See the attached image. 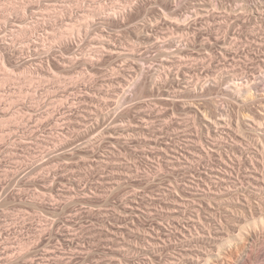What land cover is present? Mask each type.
I'll return each instance as SVG.
<instances>
[{
    "label": "rangeland",
    "instance_id": "1",
    "mask_svg": "<svg viewBox=\"0 0 264 264\" xmlns=\"http://www.w3.org/2000/svg\"><path fill=\"white\" fill-rule=\"evenodd\" d=\"M221 4L234 8L236 0H0V264H166L173 247L189 243L172 237L173 247L167 240L159 252L147 233L191 220L189 209L176 213L175 200L190 194L189 176L217 161L200 159L203 143L238 156L232 172L244 194L237 197L264 205V188L247 176L258 170L264 187V159L253 170L250 154L252 120L264 121V88L252 104L227 82L229 72L242 85L264 72V43L248 34L252 21L224 27ZM222 42L233 46L229 55ZM217 100L228 106L224 116L210 114ZM206 109L220 122L212 120L218 138ZM214 207L225 240L187 247L215 256L240 241L239 222L222 216L224 204ZM245 210L239 213L251 221L255 212ZM187 234L202 230L191 226Z\"/></svg>",
    "mask_w": 264,
    "mask_h": 264
},
{
    "label": "bare ground",
    "instance_id": "2",
    "mask_svg": "<svg viewBox=\"0 0 264 264\" xmlns=\"http://www.w3.org/2000/svg\"><path fill=\"white\" fill-rule=\"evenodd\" d=\"M211 1V0H210ZM226 1V0H225ZM235 2V1H234ZM234 4V3H233ZM260 4V6H259ZM209 6V5H208ZM207 7V6H206ZM229 7V5H228ZM228 7L224 4H221V6L219 7L220 9V17L219 19H221L220 23L222 25H225L227 23L230 24V19L233 21V19L237 22H240L241 20H247V21H252L251 23L256 25L253 28H250L251 30L253 29V31L249 32L248 31V34L251 33L253 35V40H256V44L259 45L262 43H264V40H259L260 38L257 37V33H256V28H257V25L258 23L260 22L259 19L262 21H264V0H236V5H234L232 8L228 9ZM205 10L208 11L207 8H204ZM218 9V11H219ZM213 13V12H212ZM198 14V13H197ZM206 14V13H205ZM205 14H203V16H205ZM179 16V15H178ZM209 16V15H208ZM216 16V15H215ZM219 16V15H217ZM206 17H207V14H206ZM214 17V16H212ZM246 17V18H245ZM248 17V18H247ZM250 17V18H249ZM205 18V17H203ZM209 18V17H208ZM178 20V19H176ZM208 20V19H207ZM230 21V22H228ZM259 21V22H258ZM205 22V20H204ZM231 22V23H232ZM173 23V22H172ZM209 23V22H208ZM219 23V22H218ZM219 23V24H220ZM264 24V22H261ZM206 24V23H205ZM211 24V23H210ZM218 24V25H219ZM220 24V26H221ZM237 23L235 22L234 26H237L236 25ZM249 24V23H248ZM217 25V24H216ZM232 25V24H231ZM239 25V24H238ZM241 25V24H240ZM239 25V26H240ZM244 25V24H243ZM253 25V26H254ZM148 28L149 26L146 25ZM228 26V25H226ZM260 26V24L258 25ZM262 26V25H261ZM153 27V26H152ZM223 27V26H221ZM223 27V28H224ZM247 27V26H246ZM248 27H251L248 26ZM229 28V27H228ZM238 29V27H237ZM244 29V28H243ZM260 29V28H259ZM150 30V28H149ZM221 30V28H220ZM224 30V29H223ZM231 31V30H230ZM258 31V29H257ZM227 32V31H226ZM243 32V31H242ZM209 33V32H208ZM260 33V32H259ZM258 33V34H259ZM151 34V33H150ZM214 34V33H213ZM217 34V33H216ZM152 35V34H151ZM151 35H147L148 36H151ZM218 35V34H217ZM226 35V34H225ZM251 35V36H252ZM203 36V35H202ZM227 36V35H226ZM235 36V35H233ZM250 36V37H251ZM262 36V35H261ZM140 37H143V36H140ZM139 37V38H140ZM146 37V38H147ZM214 37V36H213ZM220 37V36H219ZM249 37V39H250ZM150 38V37H149ZM156 38V36H155ZM221 38V37H220ZM219 38V39H220ZM237 42V39L236 37H234ZM242 38V37H241ZM258 38V39H257ZM262 38V37H261ZM143 39H145L143 37ZM148 39V38H147ZM206 39V38H205ZM240 39V38H239ZM263 39V38H262ZM149 40V39H148ZM209 40V38H208ZM218 40V39H217ZM252 40V39H251ZM147 40H145L146 42ZM232 41V40H231ZM207 42V41H206ZM235 42V41H234ZM235 42V43H236ZM241 42V40L239 41V43ZM252 42V41H251ZM167 43V42H166ZM219 43V42H218ZM223 43V42H222ZM230 43V42H229ZM229 43L227 44V42L223 43L222 45L223 46H220L224 49V54H225V51H226V55H229L228 53L230 52V46H231V43L229 45ZM247 43V42H246ZM254 43V42H253ZM209 44V43H208ZM238 44V43H237ZM261 44V45H262ZM167 45V44H165ZM205 45V44H204ZM220 45V44H219ZM258 45V46H259ZM206 48L205 50L207 49L209 52V45H205ZM243 46V45H242ZM263 46V45H262ZM261 46V47H262ZM233 47V46H231ZM260 47V46H259ZM264 48V46H263ZM262 48V49H263ZM242 49V48H241ZM244 49V48H243ZM183 50V49H182ZM204 50V51H205ZM213 50V49H212ZM261 50V49H260ZM181 51V50H180ZM219 51V50H218ZM223 51V50H222ZM261 52V51H260ZM178 55L180 54L182 56V53L183 51L181 52H177ZM176 53V54H177ZM200 53V52H199ZM206 53V51H205ZM185 54V53H183ZM210 54H213V53H210ZM232 54V53H231ZM252 54V53H251ZM263 54V53H262ZM260 54V55H262ZM209 54L207 53L206 54V57L208 56ZM221 55V54H220ZM210 56V55H209ZM225 56V55H224ZM231 56V55H230ZM239 56V55H237ZM235 57V56H234ZM243 57V56H242ZM245 57V56H244ZM210 57H208L209 59ZM225 58V57H224ZM228 58V57H227ZM206 58H204L205 60ZM226 59V58H225ZM247 59V58H246ZM250 59V58H249ZM259 59V58H258ZM201 60V59H200ZM237 60V59H235ZM251 61H253L251 59ZM262 63V68H263V65H264V54L260 60ZM205 62V61H204ZM209 62V61H208ZM211 62V60H210ZM235 62V61H234ZM237 62V61H236ZM251 63V62H250ZM209 64V63H208ZM244 65V64H243ZM259 65V64H258ZM257 66V65H256ZM256 66L254 67L256 69ZM261 66V65H259ZM235 67V66H234ZM207 69V68H206ZM242 69V68H241ZM261 69V68H260ZM224 70V69H223ZM229 70V69H228ZM254 70V69H253ZM184 71V70H183ZM230 71V70H229ZM242 71V70H241ZM252 71V70H251ZM262 71V69H261ZM177 72V71H176ZM179 72V71H178ZM259 72V71H258ZM257 72V73H258ZM181 73V72H180ZM243 73V72H242ZM171 74V73H170ZM187 74V73H186ZM235 74V75H234ZM237 73L236 72H232L228 74L227 76V79H228V85L229 86H232L233 89L236 90V93H240V94H244L243 96H247L248 99L246 98H243L245 99V101L249 100L248 102L252 103V104H256V102H259L261 100H257L258 99V92H259V89L261 87L264 88V72L262 71V73L258 76V77H254L255 80L252 82V81H248L247 82V85H242L238 82H236V75ZM227 75V74H226ZM207 76V75H206ZM242 76V75H241ZM250 76V75H248ZM254 76V75H253ZM256 76V75H255ZM168 77V76H167ZM174 77V76H172ZM186 77V76H185ZM220 77V76H219ZM225 77V76H224ZM240 77V76H239ZM206 78V77H205ZM208 78V77H207ZM217 78V77H216ZM238 78V77H237ZM245 78V77H244ZM243 78V79H244ZM247 78V77H246ZM211 79V78H210ZM220 79V78H219ZM226 79V78H225ZM217 80V79H216ZM222 80V79H221ZM246 80V79H245ZM244 80V81H245ZM250 80V79H249ZM206 81V80H205ZM210 80L207 81V83L209 82ZM247 81V80H246ZM3 82V81H2ZM219 83L221 81H218ZM217 82V83H218ZM226 82V81H225ZM226 82V83H227ZM230 82V84H229ZM211 83V82H210ZM208 83V84H210ZM215 83V84H217ZM242 83V82H241ZM223 85V83H220V85ZM246 84V83H245ZM198 85V84H197ZM206 85V84H205ZM218 85V84H217ZM219 85V86H220ZM208 86V85H207ZM216 86V85H215ZM198 87V86H197ZM217 87V86H216ZM231 87V88H232ZM203 88V87H202ZM208 88V87H207ZM235 90L233 92H235ZM263 90V89H261ZM211 94V93H210ZM260 95V94H259ZM240 98V100L242 99ZM260 98V97H259ZM263 98V97H262ZM243 101V100H242ZM243 101L246 105H247V102ZM207 103V102H206ZM213 104V105H212ZM212 108H214V113H210L212 116H214V114L216 113L217 115H215L216 117L218 115L221 116H224L227 112H228V106L225 105V103H221L220 101H213L212 102ZM244 104V105H245ZM210 105V106H211ZM251 106V104H249ZM248 105V106H249ZM207 106V105H206ZM208 106V107H210ZM214 106V107H213ZM254 106V105H253ZM259 107V106H257ZM263 108V107H262ZM245 109V108H244ZM209 110H212V109H209ZM206 111H208L206 109ZM213 111V110H212ZM210 111L206 112L205 113V116H204V119L205 121L207 122L208 126L207 128L210 126V129L212 130L211 132L213 134L211 135H214L215 137L219 134V131L215 130L214 126V121L212 122V120H216L215 118L212 119L211 115L209 114ZM263 116V119H264V115ZM253 118H255L253 116ZM245 119V118H244ZM251 119V118H250ZM258 119V118H257ZM255 118V121L252 120L254 124H252L251 126V133L253 132V136L251 135V138L250 140H252V143L254 145V147L251 145V148L252 149H255L254 151L250 152V154H254L253 158L255 161H252L251 160V167H256V163L259 162V156H261L263 159H264V121H262L261 119H258L257 120ZM143 120H146V119H143ZM155 120V119H154ZM153 120V121H154ZM220 120V119H219ZM262 122H261V121ZM147 121V120H146ZM223 121V120H222ZM142 122H145V121H142ZM216 125L219 126L218 124H220L219 121H215ZM240 123V122H239ZM223 125V124H222ZM221 125V126H222ZM228 125H231V124H228ZM233 125V124H232ZM250 126V125H249ZM241 127V126H240ZM218 128V127H216ZM222 128V127H221ZM209 130V129H208ZM229 130V129H228ZM210 132V133H211ZM246 136V135H245ZM153 137V136H152ZM213 138V137H212ZM218 138V136H217ZM249 138V137H248ZM152 139V138H151ZM224 139V138H223ZM241 139H247V138H244L242 137ZM205 140V139H204ZM209 140V139H208ZM214 140V138H213ZM217 140V139H216ZM215 140V141H216ZM219 140V139H218ZM221 140V139H220ZM206 141V140H205ZM212 140H209L208 142H210ZM238 142H241V140L237 139ZM236 141V143H237ZM204 142V141H203ZM219 142V141H218ZM217 142V143H218ZM226 142V140H225ZM215 144H213L212 142V146L208 147L206 145H209V144H204L203 143V146L200 147L201 149L200 152H197L199 153L198 155L200 156V159H204V161L206 159H208V161H211V158H217V161L214 163V165H208L207 167L205 166L204 168V171L201 173V175L199 176V178H194L192 176H189L184 184V186L189 189L190 191V194L185 196V197H179L177 200H175V204H177L178 206H180L182 209H179V210H176V213H179V214H185L186 210H191V212L193 213L192 215V218L191 220H188L185 222V224L183 225L182 229H180L179 227L176 226L175 224V229L174 230H165L164 231V228L163 226L160 228V230H158V228L160 226L157 227H154L150 230H148V243L150 244V246L153 248V249H156V251H162L163 248L165 246H168L167 245V240H170V238L172 237H175L177 238L178 240H180L181 243L185 244L186 241L189 243L187 246L192 248L191 246V243L192 242H199L200 240H211V239H214V238H218V239H221V240H225V237L223 234L226 233V229H225V226L223 224V222L221 220H218L216 218V214L214 212L215 210V207H214V204L215 203H220V204H224L225 207L223 208L222 210V216L224 215L225 218H233L236 220V222L238 224V234L237 236V239H239L240 243L239 245L237 246L238 250H229V251H226V252H220L219 254H216L214 256V254H212L211 252L208 253V252H204L203 250H201V248L199 249H196V250H193V249H190L188 248L187 246H182L180 249L178 248H175L173 247L172 243H171V240H170V243H169V246L173 247V249L177 250V253L174 254V255H169L168 259H167V263L166 264H206V263H210L213 261V258L214 261L212 263L214 264H245V262H249L250 264H264V205L262 206L261 205V202H259L260 204H253L252 201L250 200V195H244L245 196V200L242 202L239 197H237V195H240L241 192L243 193V188L241 186L238 185V182L240 181V177H238V175H233L234 173L232 172L234 169H237V165L239 163H237V160H236V155L234 156H230L229 154H227L226 152L224 153L222 150L221 151V148L219 147L221 144H219V146L216 144V142H214ZM250 143V144H252ZM227 144V143H226ZM234 144V143H233ZM249 144V145H250ZM208 147L207 149H205L206 147ZM230 145V144H229ZM236 145V144H235ZM238 145V143H237ZM236 145V146H237ZM222 147V146H221ZM230 147V146H229ZM260 147V148H259ZM250 148V147H249ZM171 149V148H169ZM164 150V149H163ZM174 150V149H173ZM177 150V149H176ZM190 150V149H189ZM165 151V150H164ZM179 151V150H177ZM176 151V152H177ZM186 151V150H185ZM192 151V150H191ZM159 152V151H158ZM187 152V151H186ZM190 152V151H189ZM180 153V151H179ZM193 153V151L191 152ZM182 154V153H181ZM172 155V154H171ZM170 155V156H171ZM241 155H243V152L241 150ZM177 156V155H176ZM185 156V155H183ZM240 156V155H239ZM172 157V156H171ZM179 159H180V156H178ZM252 157V156H251ZM259 157V158H258ZM182 158V157H181ZM184 158V157H183ZM186 158V157H185ZM184 158V159H185ZM191 158H194V157H191ZM190 157L187 156V159H191ZM177 159V158H176ZM249 159V158H248ZM215 160V159H214ZM241 160V159H240ZM250 160V159H249ZM261 160V159H260ZM179 161V160H178ZM181 161V160H180ZM188 161V160H187ZM196 161V160H195ZM194 161V162H195ZM203 161V160H202ZM236 161V162H235ZM262 161V160H261ZM172 162H175V161H172ZM171 162V163H172ZM193 162V164H194ZM213 162V161H212ZM241 162V161H240ZM256 162V163H255ZM190 163V162H189ZM263 162H261L262 164ZM181 164V163H180ZM178 164V165H180ZM185 164V163H184ZM208 164V163H207ZM210 164V163H209ZM248 164V163H247ZM258 164V163H257ZM254 165V166H253ZM240 166V165H239ZM176 167V166H175ZM179 167V166H178ZM183 167V166H182ZM191 167V166H190ZM249 167V166H248ZM187 168V167H186ZM239 168H242L241 166ZM191 169V168H189ZM250 169V167H249ZM256 169V168H253V170ZM258 169V168H257ZM202 170V169H201ZM200 170V171H201ZM251 171V170H250ZM249 171V172H250ZM256 171V170H255ZM253 171L252 173H248V179L250 181L249 184H253V185H258L259 187H255V188H258V189H263L264 187H262L260 185V177L258 176L259 174V171L257 170L256 172ZM236 172V170H235ZM258 172V173H257ZM200 174V173H199ZM247 174V173H246ZM242 175V174H241ZM236 176V177H235ZM261 176V175H260ZM15 177V176H13ZM245 177V174L243 176V178ZM16 178V177H15ZM245 179V178H244ZM185 180V178H184ZM244 182L243 180H241V183ZM243 184V183H242ZM263 184V183H262ZM251 187V186H250ZM247 189V188H246ZM4 190V189H3ZM252 191V190H251ZM247 192V191H246ZM250 192V191H249ZM3 193V192H2ZM174 193V192H173ZM240 193V194H239ZM264 193V192H263ZM176 194V193H175ZM244 194V193H243ZM249 194V193H248ZM177 195V194H176ZM235 195L237 197V199H239V201L236 200L235 198ZM179 196V195H178ZM253 196V194H252ZM200 199V200H204V201H207V205L204 206L202 204H198L197 203V200ZM257 202V201H256ZM247 210V209H250V211L252 210V212L254 211L255 213L252 214V220L249 221V219L245 218L244 215H241L239 213V210H241L243 212V210ZM245 210V212H246ZM244 212V213H245ZM178 214V215H179ZM180 216V215H179ZM177 218H180V217H177ZM245 218V219H244ZM244 222V224H242ZM193 223V225H192ZM245 224L246 226L250 227L252 225V228H251V231L246 233L245 232ZM161 225V224H160ZM178 225H179V222H178ZM237 225V224H236ZM235 225V226H236ZM191 226L194 228V229H201L202 230V234L201 236H198V237H192L191 239H188V232L190 231L191 229ZM166 228V227H165ZM174 228V227H172ZM236 228V227H235ZM237 229V228H236ZM235 229V230H236ZM159 231V234H156L157 231ZM237 231V230H236ZM245 232V233H244ZM215 233V235H214ZM156 234V235H155ZM162 234V235H161ZM246 234V235H245ZM179 237H181L179 239ZM183 237V239H182ZM249 239L252 240V242H250L251 246L248 247L250 248L249 249V253L248 255L245 257V253H243V255L241 254L242 251L244 252V249L245 248V243L246 240L248 241ZM245 241V242H244ZM123 247L122 249L124 250H127L129 249V246L127 245V243L125 244H121ZM248 245V244H247ZM10 249V248H8ZM248 250V249H247ZM241 251V252H240ZM246 252V250H245ZM25 258V257H24ZM9 260V259H8ZM24 260V259H23ZM246 262V263H247ZM117 264H122V263H117Z\"/></svg>",
    "mask_w": 264,
    "mask_h": 264
}]
</instances>
